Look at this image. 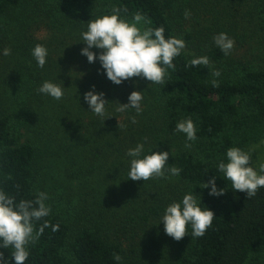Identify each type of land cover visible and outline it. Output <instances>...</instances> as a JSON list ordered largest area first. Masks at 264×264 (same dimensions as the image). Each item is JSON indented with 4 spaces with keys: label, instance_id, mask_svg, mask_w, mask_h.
Here are the masks:
<instances>
[{
    "label": "trees",
    "instance_id": "16d2710c",
    "mask_svg": "<svg viewBox=\"0 0 264 264\" xmlns=\"http://www.w3.org/2000/svg\"><path fill=\"white\" fill-rule=\"evenodd\" d=\"M232 1L0 0V19L12 18L16 23L9 27L11 32L22 33V38L33 22L35 29L45 28L49 38L58 37L56 66H44L42 71L30 65V47L24 45L13 65L12 79L0 80V190L17 202L34 200L39 188L43 191L37 171L40 143L58 146V158L70 168L78 166L69 179L82 184L88 177L106 176L104 194L110 195L109 202L94 203L93 208L85 195L81 203L63 193L52 197L57 207H51L44 219L59 225V230L44 229L39 240L29 245L26 264H151L133 247L137 232L152 224L154 230L140 239V245L148 253H157L166 264H264V188L249 199L243 192H234L217 168L220 160L226 161L227 149L247 151L264 136V65L231 71L224 67L228 56L213 42L216 34L231 35V25L239 24L224 18ZM235 1L261 26L264 44V0ZM113 6L127 7L121 16L129 21L140 12L150 21L144 27L163 26L166 38L185 41L186 49L173 61L175 70L168 69L164 85L138 77L115 85L98 59L90 64L81 55L86 47L81 33L87 30L88 21L111 14ZM185 10L190 12L187 19ZM68 45L73 47L71 51ZM91 50L97 55L101 51ZM187 50L196 57L207 56L210 67L186 68L193 58ZM74 62L89 72L84 81L74 78ZM213 70H219L220 77H214ZM213 79L219 81L218 87L211 84ZM44 81L59 84L63 98L55 100L38 93ZM93 86L96 93L105 94L111 117L95 115L84 101V93ZM132 91L143 92V111L139 115L134 109L116 112L118 103H128ZM131 116H136L137 123L131 122ZM189 117L196 126L195 141H187L183 133L175 131L176 124ZM118 121L126 127L118 128ZM174 140L179 147L169 156L168 167L182 169L179 176H172L176 183L166 188L153 186L151 191L147 188L137 193L138 199L131 204L120 205L123 198L116 200V191L121 189L125 195L133 184L128 177V149L144 143L142 155L150 154L149 150L160 151ZM186 143L191 147L186 148ZM214 176L217 188L225 189L224 195L211 196L210 187L201 188ZM189 192L200 196V206L212 210L216 217L203 237H192L189 226L188 235L176 241L165 234L161 219L170 203L182 201ZM117 205L126 207L125 213L118 214ZM43 222H35L36 228ZM0 251L7 264H13L11 249ZM113 253L122 260L115 261Z\"/></svg>",
    "mask_w": 264,
    "mask_h": 264
},
{
    "label": "clouds",
    "instance_id": "9594fccd",
    "mask_svg": "<svg viewBox=\"0 0 264 264\" xmlns=\"http://www.w3.org/2000/svg\"><path fill=\"white\" fill-rule=\"evenodd\" d=\"M127 11V7L113 6L111 14L90 19L87 30L81 33V40L86 45L81 49V55L86 56L90 64L98 59L103 73L115 85H120L134 77L145 79L150 82L149 84L164 85L169 74L168 69L176 68L173 61L182 54L186 47L185 41L174 36L166 38L163 26L144 27L150 21L140 12L133 14L131 21L123 18L121 13ZM184 16L186 19L189 18L190 12L185 10ZM213 42L225 56L231 54L235 45V41L224 32L216 34ZM93 48L101 50L98 55L91 50ZM2 54L11 55V49L4 48ZM31 54L38 67L43 68L48 55L47 48L36 44ZM196 66L209 68V58L195 57L185 64L186 68ZM211 74L220 77L221 72L213 70ZM211 84L213 87H218L219 81L213 79ZM37 92L55 100H61L64 96L63 88L51 81H44ZM104 97L105 94L96 93L93 86L92 90L84 93L83 98L91 112L107 119L111 116L107 114L108 101ZM143 99L142 91H132L128 96V103H118L115 111L124 113L134 109L139 115L143 111L141 106ZM130 120L132 123H137L136 116H131ZM124 127L126 125L118 121V128ZM175 131L183 133L187 141L197 139L196 126L190 117L180 120L176 124ZM147 139L144 137L145 143ZM185 147L190 148L191 144L186 143ZM144 150V143H138L134 148L128 149L126 155L131 158L129 179L148 181L180 175L182 169L175 166L168 167L170 156L168 151L149 150L150 154L142 155ZM217 168L222 173V177L231 182L234 192H243L249 199L254 197L260 188H264V163H260L258 169L254 167L250 151L239 147L227 149L226 161L220 160ZM209 187L211 196L218 197L225 194V189L217 188L215 176L207 183H203L201 188ZM47 199V193L38 190L34 200L22 199L17 202L14 196L0 190V249H11L13 264H26L30 255L29 245H34L39 240L46 227L51 226L53 231L59 230V225H50V222L44 219L51 213V207L46 204ZM200 204V196L191 192L185 194L182 201L170 203L161 219L165 234L180 241L188 235L190 226L192 237H203L216 216L212 210L207 207L202 208ZM41 220L44 222L37 229L35 222ZM113 259L119 262L122 257L113 253ZM0 264H7L3 251H0Z\"/></svg>",
    "mask_w": 264,
    "mask_h": 264
},
{
    "label": "rangeland",
    "instance_id": "374dc122",
    "mask_svg": "<svg viewBox=\"0 0 264 264\" xmlns=\"http://www.w3.org/2000/svg\"><path fill=\"white\" fill-rule=\"evenodd\" d=\"M232 6L228 9V13H225L224 18L231 19L234 23L235 20L239 24L236 23L231 25V35L228 34L230 38L235 41L234 48L230 55H228V62L224 65L229 70H240L243 67H258L264 65V44L262 41V34L263 32L259 31V26L257 23L254 22V18L250 19V16L247 15L246 9L241 10L239 6H236V1L233 0L230 3ZM238 8V9H237ZM233 17V19L231 18ZM14 19H0V80L2 78H7L11 80L12 78V68L14 67V63H16V59L20 56V51L22 50L23 46L26 45L30 47L28 51V61L29 64L38 67L36 60L32 56V49L35 43L40 41L42 45L45 46L48 50V55L46 57L45 67L56 66L58 63V37L57 38H49V34H46L47 31L45 28L41 30H37L34 27V23L32 22V29L26 30V36L21 38V34L11 32L9 27L15 25L13 21ZM223 21L222 24H224ZM261 25H264L262 23ZM45 30V32H44ZM70 41V39H67ZM66 41V42H67ZM11 49V55L4 56L3 49L4 48ZM70 45L67 46V49L71 51L72 49ZM186 49V48H185ZM63 49L62 52L63 53ZM191 57H196L195 53L187 50ZM49 59L47 60V58ZM72 67L77 72V75L74 77L78 81H84L85 77L89 76V72L87 69H83L82 65L77 62L71 64ZM40 69V68H38ZM44 70V69H40ZM54 72V71H53ZM56 73V72H55ZM264 136L258 139L255 142H252L248 147L247 151L251 152L252 155V162L253 166L258 169L260 163H264ZM40 153H39V160L37 165V171L39 173V181L41 186L43 187V191L47 193L48 199L46 204L50 205V207H57L56 201H52V197H58V193L70 197L73 202L81 203L83 200L81 198L85 195L88 199V203L90 207H94L93 204L95 203L98 205L100 201L109 202L110 195L104 194L105 188H107V184L105 180L107 179L106 176H102L100 178L95 177H88V180L84 179L82 184H79V180L76 179H69L68 175L72 170H75L78 166L75 165L73 168H70L64 159L58 158V146L53 145L51 147H47L44 144H38ZM179 142L174 140L171 145H165L164 147H160V151H168L171 154L178 151ZM76 157V156H75ZM80 159L77 160V162ZM68 178V179H67ZM176 183V179L172 176L168 179H151L148 181H133V184L130 186L128 191L122 193L121 189H118L115 193V198L120 200L123 198V203L120 205H129L134 200L138 199L139 195L137 193L141 191H145L147 188L151 191V188L158 186L159 188L163 186L164 188ZM130 185V184H129ZM154 186V187H153ZM89 192L87 193V191ZM39 191L41 189L39 188ZM167 191V190H166ZM161 193V192H159ZM82 196V197H81ZM98 203V204H97ZM116 211L118 214L125 213L126 207L117 205ZM156 225H151L146 228H142L137 232L136 237V244L133 247L138 255L142 256L151 264H166L165 261L157 255V253H148L146 252L143 247L140 245V239L144 238L145 235L154 230ZM162 230V229H160ZM248 264V263H246Z\"/></svg>",
    "mask_w": 264,
    "mask_h": 264
}]
</instances>
